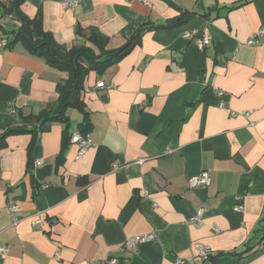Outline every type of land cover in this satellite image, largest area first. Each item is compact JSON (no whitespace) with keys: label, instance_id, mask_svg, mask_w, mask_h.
<instances>
[{"label":"crops","instance_id":"obj_1","mask_svg":"<svg viewBox=\"0 0 264 264\" xmlns=\"http://www.w3.org/2000/svg\"><path fill=\"white\" fill-rule=\"evenodd\" d=\"M22 1L23 14L41 16L66 49L99 54L91 29L109 52L143 32L117 63L88 74L86 116L70 108L67 123L6 140L0 247L11 249L0 264H264V32L248 45L264 31V0H77L70 9L65 0ZM205 36L212 42L201 49ZM4 38L0 30V135L53 106L67 78L21 42L3 47ZM83 122L93 146L77 159L68 135ZM203 172L210 186L190 189ZM10 202L21 207L16 227ZM137 236L147 240L125 250Z\"/></svg>","mask_w":264,"mask_h":264},{"label":"trees","instance_id":"obj_2","mask_svg":"<svg viewBox=\"0 0 264 264\" xmlns=\"http://www.w3.org/2000/svg\"><path fill=\"white\" fill-rule=\"evenodd\" d=\"M22 2V0H14L10 2L9 6L0 3L3 8L0 19H8V25L13 22L10 25L12 27L11 32H7L5 25L0 24V30L6 37L4 40L8 41L7 47H11L18 42L23 43L32 54L43 57L49 65L66 73L67 78L58 85V98L53 106H49L37 115L33 113L21 115L23 121L20 122L19 126L10 128L0 135V150L7 146L6 140L10 136L26 133L37 135V131L42 125L54 120L67 123L69 120L67 111L70 108H75L86 116L87 112L82 94L88 74L91 71L102 72L105 68L117 63L129 48L140 42L143 32V29H139L122 49L109 52L104 50L107 40L99 32L91 29L87 42L97 47L100 53L96 54L92 48L87 46L75 47L70 50L58 44L53 35L45 30L41 16L34 19L26 17L20 9ZM182 20L183 18L179 22ZM9 34H12L13 37L9 38ZM81 126L83 127L82 134L90 132L88 124L83 122ZM68 140L69 142L71 140L69 135ZM33 144L32 142L30 149H32Z\"/></svg>","mask_w":264,"mask_h":264},{"label":"built area","instance_id":"obj_3","mask_svg":"<svg viewBox=\"0 0 264 264\" xmlns=\"http://www.w3.org/2000/svg\"><path fill=\"white\" fill-rule=\"evenodd\" d=\"M79 1L77 0H65L63 2V8L64 9H70L75 7ZM264 31H258L253 39H251L248 42V45L250 46H255L258 44L257 37L260 36ZM212 42V38L210 36H205L203 37L198 45L201 49L207 47L210 45ZM8 44L7 40L2 41V46L6 47ZM98 88L100 89H105L107 88V85L104 82H101L98 84ZM12 114L17 115V111L13 109L11 111ZM248 115V114H247ZM70 142L78 147V156L77 159H81L82 156L93 146V141L90 133L82 134V133H77L71 136ZM42 161H39L36 163V166H41ZM118 166L115 165L114 169H117ZM189 188L190 189H197V188H202V187H209L211 184V178L210 174L208 172H203L201 175L197 177L191 178L189 181ZM237 206L235 207V211L242 214L244 212V207L242 206V198L237 197ZM7 210L12 218L13 226H18L20 221H21V207L18 203L16 202H10L7 206ZM204 214L205 210L200 209L197 213V215L192 219L191 224H193L196 227H200L203 224V219H204ZM33 226L38 228L41 226L40 220H35L33 222ZM147 239L142 236H137L131 239H128L126 243L124 244V249L127 251H135L137 247L145 242ZM199 248V256L203 258L204 260H209L210 257L213 255L212 251L207 248V247H198ZM10 246H2L0 247V258L2 260L6 259L10 252ZM94 264H118L116 259H108L107 261L103 263L95 262ZM178 264H184L183 261H178Z\"/></svg>","mask_w":264,"mask_h":264},{"label":"rangeland","instance_id":"obj_4","mask_svg":"<svg viewBox=\"0 0 264 264\" xmlns=\"http://www.w3.org/2000/svg\"><path fill=\"white\" fill-rule=\"evenodd\" d=\"M0 3H2V2L0 1ZM2 12H3V10L0 9V13H1V14H2ZM7 20H8V19H6V18H1V19H0V24H1V25H5V27H6V31H7V32H11L12 27H11L10 25H8ZM8 36H9V38H12V37H13L12 34H9ZM72 111L74 112V115H80L76 110H72Z\"/></svg>","mask_w":264,"mask_h":264}]
</instances>
